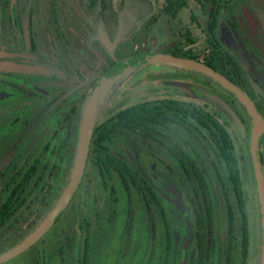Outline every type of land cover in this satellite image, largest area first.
<instances>
[{"label":"flooded vegetation","instance_id":"af4514ba","mask_svg":"<svg viewBox=\"0 0 264 264\" xmlns=\"http://www.w3.org/2000/svg\"><path fill=\"white\" fill-rule=\"evenodd\" d=\"M162 52L238 86L264 118V0H0V264H259L243 101L167 63L132 73L68 188L81 113L119 61ZM264 171V131L258 142Z\"/></svg>","mask_w":264,"mask_h":264},{"label":"water","instance_id":"95a60500","mask_svg":"<svg viewBox=\"0 0 264 264\" xmlns=\"http://www.w3.org/2000/svg\"><path fill=\"white\" fill-rule=\"evenodd\" d=\"M149 63H167L186 69H194L197 71H201L207 74L208 76L212 77L216 81H219L228 89L232 90L245 104L253 121V129L251 134V149L258 180L263 233L262 251L259 264H264V171L260 167L258 153L259 138L262 132L264 131V118L257 111L254 103L245 92H243L238 86L229 81L226 77L217 73L211 67L199 63L193 59L179 58L162 52L152 51L126 58L122 61H119L102 76L95 91L87 98L81 113L82 134L84 136V139L86 140V145L84 147L80 146L78 154L73 164V171L69 180L68 188L64 191V194L60 201L57 203L55 210L46 218L44 223L50 222L54 218L57 213V210L64 204V202L67 201L71 192L76 186L85 162L88 141L90 139L94 125L98 121L102 111L106 108V106L113 98L117 90L120 88V86L123 85V83L128 79V77L137 69ZM39 232L40 229H38L37 232L29 236L26 242L0 253V261L18 252V250L23 248V246L27 244L29 240L35 238Z\"/></svg>","mask_w":264,"mask_h":264}]
</instances>
